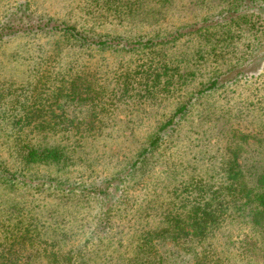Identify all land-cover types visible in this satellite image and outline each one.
Returning a JSON list of instances; mask_svg holds the SVG:
<instances>
[{"label": "rangeland", "instance_id": "1", "mask_svg": "<svg viewBox=\"0 0 264 264\" xmlns=\"http://www.w3.org/2000/svg\"><path fill=\"white\" fill-rule=\"evenodd\" d=\"M60 85L83 100L52 97ZM33 109L31 126L59 129L42 138L78 144L64 164L17 148ZM0 113V232L44 236L15 238L7 264H264V213L244 198L264 172V0H0ZM194 179L238 186L224 217L200 239L158 234Z\"/></svg>", "mask_w": 264, "mask_h": 264}, {"label": "trees", "instance_id": "2", "mask_svg": "<svg viewBox=\"0 0 264 264\" xmlns=\"http://www.w3.org/2000/svg\"><path fill=\"white\" fill-rule=\"evenodd\" d=\"M65 34L76 35V30L74 29H66ZM94 43L101 44L98 41H93ZM220 82V79H214L208 88H214L217 86V84ZM59 89L55 93L50 94L52 97L58 98L61 96L64 97H71L72 101H82L83 97L80 94H77L76 87L74 85L71 86H65L60 85L57 87ZM126 89V88H124ZM43 95L38 93V102L34 103L38 105V103L41 105V107H38V114L43 113V115L48 114L45 107L47 106L46 98H42ZM40 108V109H39ZM186 109V106L179 107L174 113V117L171 118L169 121H167L164 125H161L159 128L160 132L164 131L168 126L172 125L174 122V119L176 116L181 115ZM36 109L30 110L26 114V122L25 124H29L28 128H24V126L21 127L18 136L16 140L20 139L21 132H24L23 135H25V139L28 137H31L32 144L24 143V144H18L19 150L25 149V153H22L25 160H28V162H56L58 164H64V160H62L63 156L65 158L69 157V152H67L68 148L71 147L72 149H76L78 144L75 142H72L73 137L69 138L68 140L59 139L60 143L57 142H48L47 138L49 135H45L43 138L41 135L48 131H58L56 126L52 125H30L31 122L29 120L33 119L36 115L35 112ZM43 111V112H42ZM1 115V113H0ZM51 117H58V115H48ZM23 118L20 117V120ZM1 123V121H0ZM7 123V121H5ZM89 128V127H88ZM36 130V133H35ZM61 131H64L60 128ZM69 131H72V128L68 129ZM76 135L80 133L79 131H76L74 129ZM35 133V136L33 134ZM40 134L36 136V134ZM76 137V136H75ZM35 139V141H33ZM37 139V140H36ZM80 138H78L79 140ZM159 139L154 138L151 145H154L157 143ZM56 143V144H55ZM27 162V161H26ZM205 180H198L194 179L193 181L189 183H181L176 188L172 190L171 196H170V203L167 207L163 208L161 206V212H162V218L159 224H161L160 229L157 230L158 234L161 235H169L174 239L178 240H191L189 238H201L204 234H207L208 232H212L214 230L213 222L217 221V218L224 217V212L228 210V207H224L225 204H228L227 202H231L233 200V196L230 197L232 194H234L238 190V186H232V185H226L225 187H220L214 189L213 186L215 183H211L213 185H208L204 183ZM98 187H88L87 190H90L91 192L97 190ZM252 192L249 191L248 195H244L245 198V204L249 206V209L251 207L252 210V217L256 219V217L262 216L264 213V172H261L256 179L253 180L252 183ZM227 192V193H226ZM99 193V191L97 192ZM228 216V213H227ZM23 223V222H22ZM20 224V233H16V231H12L9 229L5 232L4 229L0 232V249L5 247L4 249L0 250V264H7L8 258L12 256L11 250L14 245V242L16 241L15 238L18 239H27V240H34L35 243H38V238L41 240L40 237H44L42 233H36V231L33 229L35 226L34 224H31V226L28 224L24 228L22 227L21 223H17V225ZM146 231V230H145ZM144 231V232H145ZM39 234V236L37 235ZM146 234L150 236V238L153 236V233L151 231H146ZM12 238V244H9L5 246V241ZM26 240V241H27ZM33 241V242H34ZM152 240L147 239V237H144V241L140 243L139 250H143L146 248V246H150ZM43 242L48 244H52L53 248L52 250L47 248V251H50V254L48 252L45 253V255L48 258L56 259L58 257V253L56 252V241L52 238H45ZM31 246H34V243H31ZM41 244H43L41 242ZM6 250V251H5ZM45 250V249H44ZM38 258V250L35 252H32L26 257V264H32L35 259ZM72 260V255H66L63 254L60 256V259ZM138 264H152V262L149 261H143L141 259H138Z\"/></svg>", "mask_w": 264, "mask_h": 264}]
</instances>
